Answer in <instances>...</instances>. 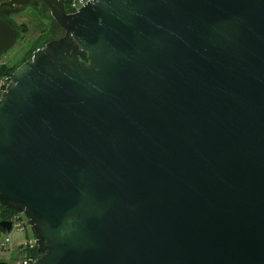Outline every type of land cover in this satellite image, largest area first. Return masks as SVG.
I'll use <instances>...</instances> for the list:
<instances>
[{
  "label": "water",
  "instance_id": "obj_1",
  "mask_svg": "<svg viewBox=\"0 0 264 264\" xmlns=\"http://www.w3.org/2000/svg\"><path fill=\"white\" fill-rule=\"evenodd\" d=\"M41 1L64 35L0 97L33 264H264V0Z\"/></svg>",
  "mask_w": 264,
  "mask_h": 264
},
{
  "label": "rangeland",
  "instance_id": "obj_2",
  "mask_svg": "<svg viewBox=\"0 0 264 264\" xmlns=\"http://www.w3.org/2000/svg\"><path fill=\"white\" fill-rule=\"evenodd\" d=\"M40 9L41 7H37L34 4H29L22 11L11 15L13 16V18L15 16L14 19L18 21L17 22L15 20L18 24L24 22L27 26V31L26 33L22 34V38L14 42L13 46L8 50V52H6L1 57V59L8 64L7 67L9 65H18L21 61H26L27 54H29L28 52L29 49L33 46L34 43L37 42V40H40L39 37L42 34L40 33L38 35L39 31L42 28H45L46 30L47 29L46 27L49 26V21L46 20L47 17L40 15L41 14ZM45 30H42V31L44 32ZM62 32H63L62 34H59V37L63 36L64 30ZM59 37L57 38L59 39ZM51 39H54V38L47 39L43 44H45L48 40H51ZM27 234L29 236L33 235L31 233V230L26 231V232H16V231L13 232V242H14V246L16 250H17V247H19L18 243L21 240H24L25 238H27ZM16 250L12 252L11 257L10 255H0V258L6 259L9 264H15V259L19 255V253L16 254Z\"/></svg>",
  "mask_w": 264,
  "mask_h": 264
},
{
  "label": "built area",
  "instance_id": "obj_3",
  "mask_svg": "<svg viewBox=\"0 0 264 264\" xmlns=\"http://www.w3.org/2000/svg\"><path fill=\"white\" fill-rule=\"evenodd\" d=\"M67 4L69 11L68 12H76L81 7L86 5L91 0H61ZM8 64L0 58V69L6 67ZM10 75L2 74L0 75V97L3 92L6 90V87L9 84L8 78ZM2 210L0 209V213ZM12 222V229L10 232L4 231L0 235V255H10L15 249L13 242V232H26L31 230L33 234V229L31 227L28 217L24 213H20L18 211L12 212L10 216L7 218ZM30 233V232H29ZM19 247H17L16 254L19 255L15 259V264H33L34 258L33 251L37 248V240L34 236H29L27 234V238L21 240L18 243ZM0 260H6L0 258Z\"/></svg>",
  "mask_w": 264,
  "mask_h": 264
},
{
  "label": "trees",
  "instance_id": "obj_4",
  "mask_svg": "<svg viewBox=\"0 0 264 264\" xmlns=\"http://www.w3.org/2000/svg\"><path fill=\"white\" fill-rule=\"evenodd\" d=\"M34 2H38L39 4H43V5H46L44 2H42L41 0H34ZM33 3V1H32ZM66 7V10L69 11L68 9V6L67 4L65 5ZM19 7H15V8H11V7H8V6H4L1 8V11L2 12H8L7 14H3L0 12V17H2L3 19H6L8 20V22H10L13 26H14V29L16 30V41L20 40L22 38V34L26 33L27 31V26L25 23H22V24H18L15 19L13 18V14L19 12L17 9ZM48 8V7H47ZM43 13V12H42ZM50 11L48 9L47 13H45V15L47 16V18H49L51 21L53 20L55 22V20L53 19V17L51 16V14H49ZM47 29L42 33V35L39 37L40 40H37L36 43L33 44V46L29 49V54H27V59L30 58V56H32L33 54V51H35L39 46L43 45V43L51 38L50 34H51V31H50V28L49 27H46ZM24 61H21L18 65H13L11 67H4L2 69H0V75L2 74H7V75H12V73L15 71V69ZM0 209L2 210V212L0 213V220L2 219H7L10 214L12 212H15L16 210L12 209V208H9L7 206H5L4 204H1L0 203ZM5 229L2 228L0 226V235L2 234V232H4ZM33 256L34 258L38 257V252H37V248L35 251H33Z\"/></svg>",
  "mask_w": 264,
  "mask_h": 264
},
{
  "label": "crops",
  "instance_id": "obj_5",
  "mask_svg": "<svg viewBox=\"0 0 264 264\" xmlns=\"http://www.w3.org/2000/svg\"><path fill=\"white\" fill-rule=\"evenodd\" d=\"M2 1H4V0H0V3L2 2ZM32 2V1H31ZM31 4H34L35 6H37V7H41V11H40V15H43L44 17H47L46 15H45V13H47V11H48V8H47V6L46 5H43V4H39L38 2H34L33 1V3H31ZM27 6V5H26ZM26 6H23V7H19L17 10L20 12V11H22L23 9H25L26 8ZM1 8L2 7H0V12L1 13H3V14H7L8 12H2L1 11ZM43 12V13H42ZM18 13V12H17ZM14 18H15V16H14ZM29 19V18H28ZM27 19V20H28ZM16 20V19H15ZM46 20H48L49 21V26H47V27H49L50 28V31H51V34H50V36H51V38H57V37H59V34H62L63 32V28L62 27H60V25L55 21H51L49 18H47ZM17 21V20H16ZM18 22V21H17ZM22 23H24V22H22ZM22 23H19V24H22ZM42 30H45V28H42L40 31H39V33H38V35L41 33L42 34ZM13 46V45H12ZM13 66V65H12Z\"/></svg>",
  "mask_w": 264,
  "mask_h": 264
},
{
  "label": "flooded vegetation",
  "instance_id": "obj_6",
  "mask_svg": "<svg viewBox=\"0 0 264 264\" xmlns=\"http://www.w3.org/2000/svg\"><path fill=\"white\" fill-rule=\"evenodd\" d=\"M64 30V29H63ZM64 35V34H63Z\"/></svg>",
  "mask_w": 264,
  "mask_h": 264
}]
</instances>
